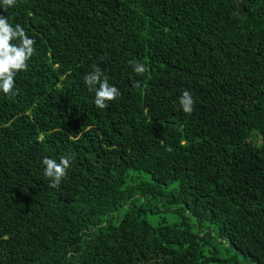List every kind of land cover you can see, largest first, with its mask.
Here are the masks:
<instances>
[{"label":"trees","instance_id":"16d2710c","mask_svg":"<svg viewBox=\"0 0 264 264\" xmlns=\"http://www.w3.org/2000/svg\"><path fill=\"white\" fill-rule=\"evenodd\" d=\"M0 15L36 49L18 95L0 92V264H264V0ZM95 66L121 93L107 109L84 84ZM62 156L53 189L42 159Z\"/></svg>","mask_w":264,"mask_h":264},{"label":"clouds","instance_id":"9594fccd","mask_svg":"<svg viewBox=\"0 0 264 264\" xmlns=\"http://www.w3.org/2000/svg\"><path fill=\"white\" fill-rule=\"evenodd\" d=\"M2 10L7 11L16 5L17 0H0ZM35 40L30 38L20 24L13 26L9 18L0 15V92L6 97L13 98L18 95L15 88V78L17 73L27 72L28 62L35 54ZM133 71L138 75H143L148 70L146 65L138 61L128 62ZM84 84L89 91L95 92L93 101L98 109H107L109 102L118 99L121 95L119 89L109 84V78L103 73L99 66L84 76ZM134 87L139 86L136 82ZM195 101L189 90L183 91L179 97V106L185 114L191 115L194 110ZM166 151L171 152V147H166ZM71 157H60L59 161L51 158H43V175L50 180L49 187L56 189L62 179L66 176L68 168L71 166Z\"/></svg>","mask_w":264,"mask_h":264}]
</instances>
